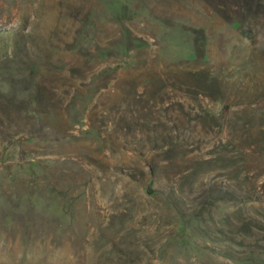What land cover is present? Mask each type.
Masks as SVG:
<instances>
[{
  "label": "rangeland",
  "instance_id": "1",
  "mask_svg": "<svg viewBox=\"0 0 264 264\" xmlns=\"http://www.w3.org/2000/svg\"><path fill=\"white\" fill-rule=\"evenodd\" d=\"M241 5L0 0V264H264V8Z\"/></svg>",
  "mask_w": 264,
  "mask_h": 264
},
{
  "label": "trees",
  "instance_id": "2",
  "mask_svg": "<svg viewBox=\"0 0 264 264\" xmlns=\"http://www.w3.org/2000/svg\"><path fill=\"white\" fill-rule=\"evenodd\" d=\"M241 3H242L241 6L244 7L243 9L248 11V13L254 12L257 7L261 9L264 8V2L262 0H241ZM238 18L240 20V17ZM198 78H199L198 81L201 82L202 85L214 89L215 92L220 93L219 83L216 77L200 72L198 74ZM2 97L7 99V101L9 100L8 102H12L7 95H4Z\"/></svg>",
  "mask_w": 264,
  "mask_h": 264
}]
</instances>
